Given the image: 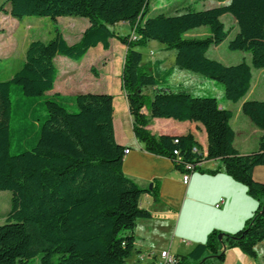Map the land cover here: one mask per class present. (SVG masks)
I'll list each match as a JSON object with an SVG mask.
<instances>
[{
	"label": "trees",
	"instance_id": "16d2710c",
	"mask_svg": "<svg viewBox=\"0 0 264 264\" xmlns=\"http://www.w3.org/2000/svg\"><path fill=\"white\" fill-rule=\"evenodd\" d=\"M156 1L8 0L12 17L55 20L76 15L88 18L90 26L71 44L57 28L47 41L32 40L21 67L0 81V191L11 193L9 209L3 213L5 222L0 224V264H25L38 254L39 264H125L135 250L137 221L152 216L139 199L149 193L158 201L159 181H152L149 188L123 172L127 147L115 140L113 95H44L54 88L56 56L80 61L97 44L109 49L110 38L126 47L121 88L134 136L143 149L168 158L181 173L201 170L205 161L218 160L220 167L208 171L222 169L258 201V208L240 230H212L204 242L178 255V264H222L225 249L233 247L256 256V245L264 241V183L255 181L252 171L264 164V134L258 137L256 149L238 152L233 145L232 112L222 108L215 96L172 88L168 80L173 70H161L160 62L152 67L142 64L137 47L149 40L160 42L173 51L176 68L220 82L223 97L237 102L250 88L252 68H264V0H218L219 4L197 10H181L182 0L152 6ZM224 14H230L237 27L228 41L229 50L250 53V63L226 65L206 55L211 45L229 34L221 19ZM119 22L128 23L137 38L115 33L111 27ZM201 26L207 27L206 36L186 35ZM148 87L151 96L143 92ZM13 92L19 95V118H24L16 129L20 142L14 153L10 150ZM36 103L44 114H36ZM68 104L77 110H68ZM144 107L148 113L142 111ZM241 111L264 131V100H245ZM153 118L200 124L206 145L191 131L151 133L147 126ZM192 148L204 149L205 155L198 156ZM188 164L192 169H187Z\"/></svg>",
	"mask_w": 264,
	"mask_h": 264
},
{
	"label": "crops",
	"instance_id": "0c3cea01",
	"mask_svg": "<svg viewBox=\"0 0 264 264\" xmlns=\"http://www.w3.org/2000/svg\"><path fill=\"white\" fill-rule=\"evenodd\" d=\"M215 1L217 4L220 3L218 0ZM61 17L63 16L57 17L54 21H59L58 18ZM61 21L64 22V20ZM82 22H87V27L90 26V22ZM76 24H79V21ZM120 24L129 26L125 22ZM64 28L67 29L69 35L76 34L75 27L68 29L65 24ZM61 34L63 35V32ZM111 47L112 38H110L109 49H103L102 44H97L88 49L85 56L87 55L86 60L90 63L88 66L89 73L87 77H83L81 80L83 88L79 81V84L74 85L70 95L77 92L102 93L100 91L113 95L115 140L129 150L124 155L123 172L141 186L152 184L154 180L159 181L158 201L149 193L140 196V206L149 210L152 216L137 221L134 228L135 250L127 258L125 264H149L151 262L149 259L138 261V254L142 252L158 253L161 250L169 249L172 253L181 255L179 249L183 247L187 248L185 253H188L195 244L204 242L212 230L225 233H234L240 230L246 220L258 208V201L248 194L244 184L236 181L222 169L214 173L208 171L220 167L218 160L205 161L201 170L192 172L188 182L184 183L182 173L174 168L168 158L149 153L143 149V143L134 136L132 116L121 88L120 74L126 47L117 44V50L108 55ZM158 51L160 54L153 61L150 60L149 63L142 61L141 63L152 67L155 62H160L161 70H173L168 80V84L172 88L186 90L191 87L190 83H186L187 80L182 81V79L184 80L182 77L174 78V81L170 82L174 73L179 69L174 64V53H169L171 51L166 49L164 45H159ZM64 63L69 65L67 62ZM113 65H115L114 72L111 71ZM257 70L255 76L251 70L250 88L242 99L230 103L232 101L224 100L221 95L218 97L220 106L232 112L230 125L234 130L233 145L240 153H248L256 149L258 137L264 134V131L259 129L250 119L241 115L243 114L241 111L243 101L264 100V68ZM108 73L113 74L108 76ZM68 76L66 71L61 74L57 72L54 90L58 81H62ZM70 88H61L57 91L61 95H68ZM117 103L119 112L116 111ZM232 105L236 106L235 114L234 109L231 108ZM142 111L148 113V107H144ZM147 128L156 135H182L191 131L195 133L203 146L206 145L204 128L195 122L178 121L172 118H153ZM198 135L202 138L200 139ZM252 177L255 181L264 183V164L254 167ZM221 200L223 202L219 207H216L215 204ZM258 263H264V241L257 244L255 257L244 253L237 247L226 248L225 259L222 264Z\"/></svg>",
	"mask_w": 264,
	"mask_h": 264
},
{
	"label": "rangeland",
	"instance_id": "374dc122",
	"mask_svg": "<svg viewBox=\"0 0 264 264\" xmlns=\"http://www.w3.org/2000/svg\"><path fill=\"white\" fill-rule=\"evenodd\" d=\"M176 1L181 0H158L156 2H151L153 6L155 3L158 6L169 5ZM181 10H197L203 8H209L211 6L216 5L215 0H182ZM0 81L7 80L11 77V75L18 70L24 61V54L28 44L32 40H42L47 41L54 35V29L57 28L63 32V36L68 43H74L80 35L88 28L87 22L90 20L85 17L76 16V15H69L63 16L58 18L59 21H54L49 17H39L36 15L24 16V17H12L8 10H9V2L8 0H0ZM222 21L225 24L226 29L229 30L228 36L218 45H211L206 52V55L210 58L216 59L223 64L230 65L236 64L241 62L242 60L248 61L250 63L251 55L246 51H232L229 50L227 44L228 41L233 37L236 31V22L230 14H224L221 17ZM61 20H64L62 22ZM79 21V24L76 22ZM119 22L113 25L111 28L115 33L118 34H129L132 32L131 27L127 26V24H120ZM65 24L67 25L68 29L75 27L76 34L69 35L67 29L64 28ZM76 24V25H75ZM208 34V30L206 26H201L195 29L190 30L186 33L187 36H194V37H204ZM117 44L124 46L121 42H119L116 38H112V47L111 50L108 52V55L117 50ZM163 45L158 41L149 40L146 44L142 46H138L137 49L142 53V61L149 63L150 60L153 59L160 54L158 51V46ZM173 53L172 50H169ZM86 56L82 58L80 61H74L69 58L63 56H56L54 60L55 67L57 69L58 74L63 72L68 73V77L62 81H58L57 87L54 90L47 91L44 95L52 96L54 94H60L59 91L61 88L68 90V95L72 94L73 87L75 84H79L83 88V83L81 84V80L83 77H87L89 73V62L86 60ZM67 62L69 65L65 64ZM152 63V62H151ZM77 69V70H74ZM178 69V68H177ZM115 65H113V69L111 70L114 72ZM253 76L256 75L257 69L252 68ZM178 73V75H177ZM113 73H108V76H112ZM184 78L182 81L187 80V84L190 83L191 87L187 88L186 90L190 91L194 95H202V96H215L219 97L220 95L223 97V87L222 84L214 79H211L207 76L201 75L199 73H194L189 70L185 69H178L174 73V77L170 79L172 83L174 78ZM176 79V80H177ZM107 86V85H106ZM80 87V86H79ZM75 89V88H74ZM105 92V91H100ZM144 92L152 95V89L150 87L144 88ZM19 95L16 93L11 94L12 100V113H11V146L10 150L12 153L17 152L19 150L18 143L20 140L19 132L16 130L20 124V122L24 121V118L20 117V108H18V101ZM41 98H37V101H40ZM233 103V102H230ZM36 114L41 115L44 114L45 111L38 103L35 104ZM234 109V114L236 113L235 108L236 106H231ZM67 109L70 111H76L77 107L74 104H68ZM116 111L119 112L118 103L116 105ZM244 115V114H241ZM246 119H249L247 116L244 115ZM254 125V124H252ZM201 139L200 135H198ZM26 146H29V143H26ZM150 183L147 185L149 187ZM10 191H0V224L5 222L4 219V212L9 209L10 205ZM257 246V245H256ZM187 248L180 247L179 253L181 255H185ZM40 255H36L32 257L29 262L25 264H39Z\"/></svg>",
	"mask_w": 264,
	"mask_h": 264
},
{
	"label": "built area",
	"instance_id": "2783aa9c",
	"mask_svg": "<svg viewBox=\"0 0 264 264\" xmlns=\"http://www.w3.org/2000/svg\"><path fill=\"white\" fill-rule=\"evenodd\" d=\"M137 36L136 34L132 31L131 35H130V39H136ZM175 142H177V140H175ZM128 149L124 150V154L128 153ZM192 151L194 153H196L198 156H204L205 155V151L200 150L198 148H192ZM174 154L178 155V151L174 150ZM192 165L188 164L187 165V169H192ZM191 172H184L182 173V180L184 183H187L189 180ZM223 202V200H221L220 202L216 203L215 206L219 207L220 204ZM145 259H149V261H151L149 264H178L180 257L178 256V254H174L172 253L169 249H164L159 251L158 253H154V252H142L138 254V261H144Z\"/></svg>",
	"mask_w": 264,
	"mask_h": 264
},
{
	"label": "water",
	"instance_id": "95a60500",
	"mask_svg": "<svg viewBox=\"0 0 264 264\" xmlns=\"http://www.w3.org/2000/svg\"><path fill=\"white\" fill-rule=\"evenodd\" d=\"M150 187H151V184L149 185V188H150ZM222 237H223L222 234H219V235H218L219 240H222Z\"/></svg>",
	"mask_w": 264,
	"mask_h": 264
}]
</instances>
